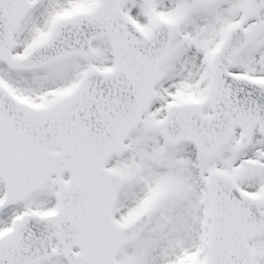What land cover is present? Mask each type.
<instances>
[{
	"label": "snow or ice",
	"instance_id": "6c2138e0",
	"mask_svg": "<svg viewBox=\"0 0 264 264\" xmlns=\"http://www.w3.org/2000/svg\"><path fill=\"white\" fill-rule=\"evenodd\" d=\"M0 264H264V0H0Z\"/></svg>",
	"mask_w": 264,
	"mask_h": 264
}]
</instances>
